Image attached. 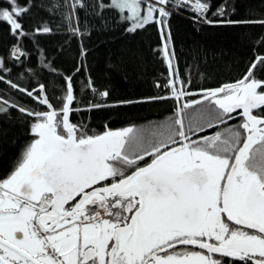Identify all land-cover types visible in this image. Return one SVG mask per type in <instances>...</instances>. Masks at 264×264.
Returning <instances> with one entry per match:
<instances>
[{
  "label": "snow or ice",
  "instance_id": "snow-or-ice-1",
  "mask_svg": "<svg viewBox=\"0 0 264 264\" xmlns=\"http://www.w3.org/2000/svg\"><path fill=\"white\" fill-rule=\"evenodd\" d=\"M6 3L0 24L21 41L33 5ZM63 7L69 9L63 18L72 35H83L73 26L83 0H64ZM93 7L117 12L130 32L160 26L158 51L169 77L155 86L168 95L147 100H174V116L162 124L96 131L71 119L82 110L75 107L72 76L64 78L63 95L50 98L44 84L29 90L8 80L4 73L11 69L0 58V83L47 109L0 97V114L15 108L32 118L31 142L0 178V264H264V55H256L241 79L189 99L196 93L173 63L167 19L170 9H185L207 24L264 20L231 19L227 0H100ZM81 55H87L83 48ZM11 56L22 63L27 53L14 45ZM86 88L102 98L110 95L90 77ZM202 101L211 106L197 111ZM101 107L89 102L84 110ZM219 125L224 128L199 135Z\"/></svg>",
  "mask_w": 264,
  "mask_h": 264
},
{
  "label": "trees",
  "instance_id": "trees-1",
  "mask_svg": "<svg viewBox=\"0 0 264 264\" xmlns=\"http://www.w3.org/2000/svg\"><path fill=\"white\" fill-rule=\"evenodd\" d=\"M25 3V0H20ZM85 7L76 11L79 18L74 27L83 33L72 35L68 22L63 18L69 9L64 0H31V11L23 19L26 38L18 41L9 34L6 23L0 24V58L11 69L4 75L21 87L32 88L44 84L49 97H61L64 78H74L75 107L82 109L72 114L74 123L83 122L96 131L104 126L121 128L130 125L145 127L162 124L174 116L176 103L172 99L148 101V97L168 95L166 89L157 88V82L166 83L169 77L167 61L158 50L162 46L159 25L151 23L135 32L127 31L129 23L111 10L100 12V0H83ZM107 3V0H103ZM222 0H214L215 4ZM233 20H264V0H227ZM59 4L61 7L54 8ZM0 0V7H7ZM234 6L235 11H232ZM172 10L167 19L172 47L176 53L174 65L181 77L189 81V89L201 99V89L217 88L242 78L257 54L264 55V25L207 24L194 19L191 10ZM212 11H215L213 7ZM209 19H215L209 13ZM47 25L51 31L37 34L36 28ZM22 44L27 53L22 63L11 56L13 46ZM82 48L87 55L82 56ZM80 71L77 72V68ZM99 91L108 90L102 98L86 88L88 78ZM0 97L15 101L25 108L47 110L35 100L6 83H0ZM120 101L132 103L120 104ZM52 102L59 107L56 100ZM89 102L104 105L92 111ZM208 101L195 105L197 111ZM32 118L22 115L15 108L0 114V178L6 176L20 158L24 147L31 142ZM237 120H229L235 125ZM218 128H208L199 135H212ZM195 138V137H194Z\"/></svg>",
  "mask_w": 264,
  "mask_h": 264
},
{
  "label": "water",
  "instance_id": "water-1",
  "mask_svg": "<svg viewBox=\"0 0 264 264\" xmlns=\"http://www.w3.org/2000/svg\"><path fill=\"white\" fill-rule=\"evenodd\" d=\"M45 107V106H44ZM46 108V107H45Z\"/></svg>",
  "mask_w": 264,
  "mask_h": 264
}]
</instances>
